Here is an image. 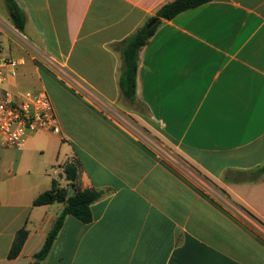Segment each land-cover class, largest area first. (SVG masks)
I'll return each mask as SVG.
<instances>
[{
  "label": "crops",
  "instance_id": "0c3cea01",
  "mask_svg": "<svg viewBox=\"0 0 264 264\" xmlns=\"http://www.w3.org/2000/svg\"><path fill=\"white\" fill-rule=\"evenodd\" d=\"M172 1L16 0L20 33L0 0V60H27L0 100L44 91L61 126L0 149V264L35 262L64 205L34 201L68 185V163L82 190L104 195L91 223L66 218L41 264H264V175H239L264 165V0H213L164 21L140 52L132 103L122 44Z\"/></svg>",
  "mask_w": 264,
  "mask_h": 264
},
{
  "label": "trees",
  "instance_id": "16d2710c",
  "mask_svg": "<svg viewBox=\"0 0 264 264\" xmlns=\"http://www.w3.org/2000/svg\"><path fill=\"white\" fill-rule=\"evenodd\" d=\"M10 16V20L16 30L20 33L25 32L27 16L19 7L16 0H4ZM213 0H174L162 6L153 19H158L157 23L148 28V24L139 29L134 35L126 39L122 44L123 66L120 76V90L122 96L132 103L137 99V74L139 69L140 52L147 46L149 41L156 34L157 29L164 21H171L180 14L199 6L207 4ZM151 19L150 22L153 20ZM80 166L77 163H68L63 168V175L68 185L62 188L57 181L53 182L51 190L45 192L34 201V206H48L55 203L64 205L63 213L56 220L53 228L48 233L46 242L39 253L35 255L33 264H41L51 252L53 245L58 238L68 216L76 218L84 224H89L93 220L91 207L100 201L104 195L101 190L89 189L82 190L79 186ZM250 181H257L264 175V165L258 169L239 173ZM73 191L74 195L69 196ZM241 211L248 215L252 220L263 225L255 216L248 212L244 207L235 204ZM264 226V225H263ZM29 233L25 229L20 230L13 242L9 253V259L19 257L28 239Z\"/></svg>",
  "mask_w": 264,
  "mask_h": 264
},
{
  "label": "built area",
  "instance_id": "2783aa9c",
  "mask_svg": "<svg viewBox=\"0 0 264 264\" xmlns=\"http://www.w3.org/2000/svg\"><path fill=\"white\" fill-rule=\"evenodd\" d=\"M24 57H4L0 60V82L8 76L16 78L24 67ZM8 70V74L4 70ZM45 131L60 135L61 126L54 103L44 91H5L0 100V149L22 150L31 135Z\"/></svg>",
  "mask_w": 264,
  "mask_h": 264
},
{
  "label": "water",
  "instance_id": "95a60500",
  "mask_svg": "<svg viewBox=\"0 0 264 264\" xmlns=\"http://www.w3.org/2000/svg\"><path fill=\"white\" fill-rule=\"evenodd\" d=\"M158 19H153L149 24H148V28L153 27L156 23H157ZM74 195L73 191L70 192L69 196L72 197Z\"/></svg>",
  "mask_w": 264,
  "mask_h": 264
},
{
  "label": "rangeland",
  "instance_id": "374dc122",
  "mask_svg": "<svg viewBox=\"0 0 264 264\" xmlns=\"http://www.w3.org/2000/svg\"><path fill=\"white\" fill-rule=\"evenodd\" d=\"M56 179L60 180L61 178L59 176L55 177Z\"/></svg>",
  "mask_w": 264,
  "mask_h": 264
}]
</instances>
